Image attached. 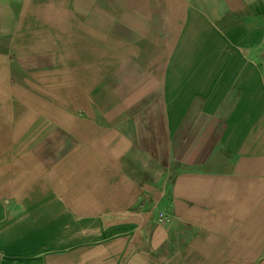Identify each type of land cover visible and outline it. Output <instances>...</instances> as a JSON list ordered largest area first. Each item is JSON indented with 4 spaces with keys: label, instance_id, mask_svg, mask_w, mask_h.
Segmentation results:
<instances>
[{
    "label": "crops",
    "instance_id": "obj_1",
    "mask_svg": "<svg viewBox=\"0 0 264 264\" xmlns=\"http://www.w3.org/2000/svg\"><path fill=\"white\" fill-rule=\"evenodd\" d=\"M100 3L0 0V177L13 173H3L10 151L1 145L20 140L16 125L14 130L10 126L13 105L3 106L8 95L17 93L10 84L17 64H11L3 46L13 47L25 61L35 56V46L42 47V57L57 46L65 58L73 54L66 51L72 42L78 46L74 58L78 50L82 53L83 47H88L90 65L95 63L90 77L93 74L95 78L98 63L105 61L108 68L115 54L120 55V61L139 68L148 62V71L142 67L143 74L127 83L129 91L140 93L143 99L137 107L143 117H132L123 125L130 129L129 137L134 134L133 142L123 137L121 122L126 118L113 123L112 134L105 138H97L92 128H87L84 137L74 138L85 143L81 150L91 166L107 163L97 162V154H93L103 140L106 159L111 156L121 166L128 164V145L144 158L159 163L158 157L169 158L171 166L176 165L169 186V225L139 230L140 237L151 238L150 247L145 246L129 264H264V213L257 212L261 205L252 196L262 190L260 197L264 198V0ZM99 13L111 15L108 27L100 26ZM114 14H120V19L113 23ZM34 22L41 25L34 27ZM54 22L57 31L51 33L46 25ZM35 29L41 34L35 35ZM102 47L104 56L100 54ZM123 76L128 77V72ZM155 92L162 101L148 100ZM112 108L123 109L124 103H113ZM154 110H159L154 121L160 129H146L151 126L150 111ZM119 172V167L106 169L108 176ZM12 178H0V192L5 184H18L23 179L17 172ZM142 187L139 190H162L161 183ZM124 188L129 192L138 189L130 183Z\"/></svg>",
    "mask_w": 264,
    "mask_h": 264
},
{
    "label": "rangeland",
    "instance_id": "obj_2",
    "mask_svg": "<svg viewBox=\"0 0 264 264\" xmlns=\"http://www.w3.org/2000/svg\"><path fill=\"white\" fill-rule=\"evenodd\" d=\"M99 1L100 5L106 4L105 0ZM96 16L104 28L112 22L111 15L99 13ZM113 17L114 23L120 19V14ZM56 23L46 25L51 33H56ZM40 25L34 22V27ZM37 29L35 35L40 31ZM76 47L73 42L67 45L66 51L73 54L65 58L57 46L51 47L55 51L50 50V54L44 52V57L40 53L42 47L35 46V56L27 61L20 59L13 47H2L10 54L11 64L12 61L14 66L17 64L10 78L11 87L17 88V93L8 95L3 106L13 105L10 126L14 130L16 125L20 140L1 145L3 150L8 147L10 151L3 173H13L2 174L0 178L3 181L10 176L15 178L17 172L18 178L23 179L18 184H5L0 192V264H129L145 246L150 247L151 238L140 237L139 230L169 225V186L176 175L175 163L171 166L169 158L158 157L160 163L144 158L128 145V164L121 166L111 156L106 159L103 140L97 143L93 154H97L94 156L97 162L107 160V163L91 166L89 158L83 157L85 143L74 139L88 134L87 128H92L97 138H105L112 134L109 131L113 123L126 118L121 122L123 137L133 142L134 134L129 137V128L123 125L132 117H143V111L137 109L143 99L140 93L129 91L127 83L130 85L143 74L142 67L148 71L149 63L139 68L120 61V55L115 54L109 69L105 61L99 62L98 76L90 77L95 63L90 65L88 47H83L82 53L78 50L74 58ZM105 53L102 47L100 54ZM124 72L129 74V78L123 76L126 88ZM119 87L124 88L121 90L124 93ZM107 89L112 92L108 93ZM148 100L160 102L162 96L155 92ZM122 102L123 109L112 108L113 103ZM158 112L150 111L153 121L146 129H160L155 127L157 122L154 121ZM80 129L82 134H79ZM85 160V164L81 163ZM118 160L122 163L121 158ZM108 167H119V175L108 176ZM260 178L258 176L259 186ZM128 183L137 185L138 189L129 192L124 188ZM149 183L155 186L161 183L162 190H139ZM261 193L262 190H257L252 195L261 205V210L259 206L257 209L259 214L264 213ZM98 259L103 262L99 263Z\"/></svg>",
    "mask_w": 264,
    "mask_h": 264
}]
</instances>
